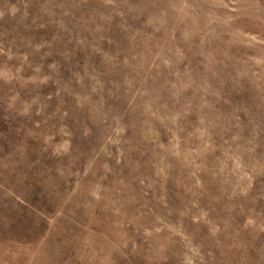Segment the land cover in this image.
<instances>
[{"label": "rangeland", "instance_id": "374dc122", "mask_svg": "<svg viewBox=\"0 0 264 264\" xmlns=\"http://www.w3.org/2000/svg\"><path fill=\"white\" fill-rule=\"evenodd\" d=\"M0 264H264V0H0Z\"/></svg>", "mask_w": 264, "mask_h": 264}]
</instances>
